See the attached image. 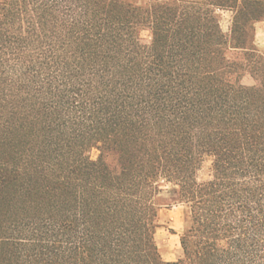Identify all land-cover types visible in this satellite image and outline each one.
Segmentation results:
<instances>
[{
	"label": "trees",
	"instance_id": "obj_1",
	"mask_svg": "<svg viewBox=\"0 0 264 264\" xmlns=\"http://www.w3.org/2000/svg\"><path fill=\"white\" fill-rule=\"evenodd\" d=\"M263 20L264 0H0V264H264Z\"/></svg>",
	"mask_w": 264,
	"mask_h": 264
},
{
	"label": "rangeland",
	"instance_id": "obj_2",
	"mask_svg": "<svg viewBox=\"0 0 264 264\" xmlns=\"http://www.w3.org/2000/svg\"><path fill=\"white\" fill-rule=\"evenodd\" d=\"M146 2L148 0H141ZM215 13L218 15L220 27L226 34L230 31L232 22V11L228 9H216ZM254 44L259 53L264 55V20L254 24ZM141 36L146 40H150V33L147 29H142ZM231 58H236V50L230 52ZM241 82L245 85L256 84L255 79L248 73H244ZM99 151L93 148L90 151V156L96 159ZM211 160L206 159L198 172L199 179H206L209 176ZM175 186L171 183H162V197L167 204H163L159 211L160 226L155 232V242L158 247L160 256L165 261H176L181 256L180 236L185 227L186 207L179 202H172V193ZM164 201V203H165Z\"/></svg>",
	"mask_w": 264,
	"mask_h": 264
}]
</instances>
